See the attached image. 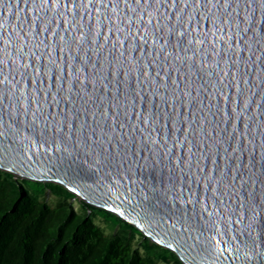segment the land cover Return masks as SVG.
<instances>
[{
  "label": "snow or ice",
  "instance_id": "snow-or-ice-1",
  "mask_svg": "<svg viewBox=\"0 0 264 264\" xmlns=\"http://www.w3.org/2000/svg\"><path fill=\"white\" fill-rule=\"evenodd\" d=\"M21 15L16 36L0 24V159L24 127L98 167L159 165L150 207L189 249L209 199L264 223V0H24Z\"/></svg>",
  "mask_w": 264,
  "mask_h": 264
},
{
  "label": "water",
  "instance_id": "water-1",
  "mask_svg": "<svg viewBox=\"0 0 264 264\" xmlns=\"http://www.w3.org/2000/svg\"><path fill=\"white\" fill-rule=\"evenodd\" d=\"M11 3L12 7L16 8V14L10 13L7 0H4L3 16H0V24L4 25L5 36L8 35L9 28L13 30L14 36L18 35L16 32L18 15L21 16L20 23L25 31L29 27L23 22L21 15L24 0H20L19 7H17V0H11ZM28 15H31L30 4ZM9 19L11 23H9ZM240 27L243 29L244 25L241 24ZM250 36L251 33L248 34V37ZM32 43L34 41L29 36V44ZM244 55L247 57V49H245ZM47 59L46 55L45 64H47ZM223 69L224 62L222 60L221 70ZM45 73V79H47V68H45ZM255 83L256 73H253V84ZM23 87L24 84L21 82L22 90ZM43 87L42 85V91ZM28 91L32 92L31 86ZM209 91L211 92V89ZM233 95H235V89H233ZM219 101L223 109L225 107L223 93L220 94ZM242 101L243 97H241ZM207 103L208 101H205V104ZM227 108L231 110V101L227 103ZM30 119L31 117H29ZM219 119L218 115L217 120ZM5 121H7L6 116ZM9 126L16 130V126ZM39 137V131L33 135L30 128L25 130L24 127H20L19 135L12 136L14 143L11 145V149H16V151L10 150L8 155L0 159V167L11 170L16 175L29 180L52 181L62 184L79 199L117 214L153 242L161 241L158 245L168 248L167 245L172 244L173 248L170 250L179 257L183 264H193V258H195V264H264V240L260 238L264 235V223L259 218L253 222L254 226H250L249 220H244L242 224L238 223L237 220L240 217L238 211L236 215L230 217L222 205L220 211H216L212 200L209 199L208 206L214 215L209 217L206 213L200 219L199 224L192 230L193 236L199 232L200 238L196 246L189 249L187 245H184L183 237L176 239L175 233L170 230V225L167 230L165 229L167 220H165V224H157L160 213L150 207L156 203L153 187L158 190L160 186L159 165L156 166L157 170H153L150 165L146 166L144 160H140L139 165L133 162L129 166L127 158L121 164L120 159L114 157L102 167H98L95 156L69 149L63 152L54 151L53 145H45ZM5 144L7 146V141ZM145 155L147 154L145 153ZM166 172L167 170H165V181ZM233 202L235 203V198H233ZM154 216L155 219H153ZM193 223L196 224L195 218H193ZM191 243L192 241L188 240V244Z\"/></svg>",
  "mask_w": 264,
  "mask_h": 264
},
{
  "label": "trees",
  "instance_id": "trees-1",
  "mask_svg": "<svg viewBox=\"0 0 264 264\" xmlns=\"http://www.w3.org/2000/svg\"><path fill=\"white\" fill-rule=\"evenodd\" d=\"M72 199L78 203L77 212L71 209ZM134 235L142 252L132 240ZM158 262L183 264L169 248L145 237L117 214L79 199L62 184L29 180L0 169V264Z\"/></svg>",
  "mask_w": 264,
  "mask_h": 264
},
{
  "label": "rangeland",
  "instance_id": "rangeland-1",
  "mask_svg": "<svg viewBox=\"0 0 264 264\" xmlns=\"http://www.w3.org/2000/svg\"><path fill=\"white\" fill-rule=\"evenodd\" d=\"M2 171H4V170H2ZM4 172H6V171H4ZM14 175H15V174H14ZM15 176H16V175H15ZM46 200H49V202H50L51 205H54L55 202H56L55 200H50V199H48V197H46ZM70 205H71V209H72V211L77 212V211L79 210L78 203L75 202L74 199H72V200L70 201ZM95 223H96L98 226H101V227H102V230H104V231H109V230L107 229V227H106L104 224H101V222L95 220ZM113 231H117V229H115V230H113ZM132 240H133L134 244L137 245L138 250H141V252H142L143 249H142L141 246H139V242H140V240H139L138 236H137V235H134ZM158 264H169V263H166V262H158Z\"/></svg>",
  "mask_w": 264,
  "mask_h": 264
}]
</instances>
